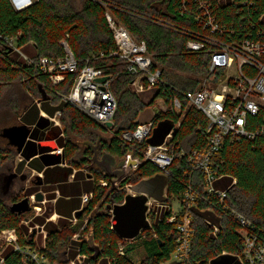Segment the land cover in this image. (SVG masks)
Returning a JSON list of instances; mask_svg holds the SVG:
<instances>
[{"label":"trees","instance_id":"16d2710c","mask_svg":"<svg viewBox=\"0 0 264 264\" xmlns=\"http://www.w3.org/2000/svg\"><path fill=\"white\" fill-rule=\"evenodd\" d=\"M205 1L211 3L215 17L221 24L236 25L242 21V18L257 20L261 15L264 22V0ZM181 2L182 0H35L28 8L17 11L9 0H0V35L18 37V45L26 53L39 59L63 56L64 50L60 41L68 34L67 41L75 56L78 59H85L92 53L108 52L116 48L112 30L105 16V13L109 12L138 41L143 40L147 43L148 53L153 58L152 69L160 67L167 83L183 90H194L207 75L209 53L207 49L186 50L185 43L188 35L185 30H195L197 25L193 22V11L181 12ZM189 3L193 5L191 0ZM92 64L104 69L106 73L119 72L120 74L111 86L118 101L113 129L121 133L125 129L135 128L139 113L150 102L146 104L143 98L130 88L132 77L124 74V63L114 58L94 60ZM65 74L66 79L54 88L47 74L43 73L38 66L25 63L21 55L16 51H10L4 40L0 38V81L7 80L15 89V97L11 101L13 109H18L21 113L25 106L31 103L30 101L40 100L42 108L51 115L61 110V119L66 121L64 133L66 132L67 137L63 150L69 166L50 168L56 175L48 174L46 179L48 181L54 178L67 179L73 169L84 167L92 174L95 182L93 199L83 207L78 215V223L70 225V233L64 235L61 232V227L68 222L62 216L57 223L46 221V217L54 211L53 208L46 212V216L38 215L34 218L33 223L45 225L48 232L46 247L43 251L45 256L52 262L64 261L65 253L68 251L66 249L72 244H79L82 245V251L88 254L89 264H109V261L112 264H165L176 244L174 224L161 222L155 223L153 228H147L146 197L143 194L132 196L123 187L129 183L138 193L146 192L160 200L171 202L173 196H179L189 178L194 181L197 190L203 191V174L193 171L186 158L175 161L170 169V175L162 174L156 165L143 160L142 164L133 170L136 178L130 175L133 169L131 168L130 172L113 187L110 179L92 163V149L83 144L79 138L69 134L74 130L79 131L81 135L88 136L83 140L87 139L95 143L101 132L105 134L107 132L104 127L81 113L73 105L63 101L54 91L55 89L67 93L72 87L76 73ZM44 93L48 97L46 100L43 98ZM160 93L161 90H159ZM57 99L59 102L54 103ZM183 108L185 110L183 117L171 112H162L159 109L155 120L157 125L161 126L153 138L137 146L144 148L149 142L160 143L163 139L157 136V132L166 133L172 129L175 130L173 142L178 140L187 152L205 146L206 117L194 107H187L185 102ZM28 112L29 114L21 119L25 120L32 113L34 119L38 118L40 109L36 102L28 109ZM66 119H69V122ZM254 119L258 124L263 122L264 109ZM28 120L30 119L27 118ZM180 121L181 124L177 126ZM111 137L110 143L103 142L102 150L123 158L129 152V146L122 143L116 136ZM80 143L85 147V151L80 147ZM12 152L15 157L13 148ZM213 167L215 172L222 176L217 181V186L227 187L234 179L237 180L231 185L228 193L229 206L244 214L253 224L263 227L264 138L225 143L214 156ZM185 172H188V176ZM102 180L108 181L109 185L102 186L100 184ZM37 188L30 187L27 193L32 194ZM113 203H116L115 213L111 218L108 208ZM59 205L66 206L67 213L62 212L61 208H56L58 211L65 216H72L75 204L71 200L62 199ZM76 206L80 207V201L76 203ZM209 206V203L202 199L192 208L195 228L192 262L215 264L223 258V264H240L231 255V253H241L243 250V238L238 232L239 223L228 213L222 215L220 222L219 217L207 210ZM23 215L17 216L10 212L0 198V232L3 229L15 228L20 245L34 246L35 238L30 240V228L19 223ZM88 218V224L81 233L86 235L90 228H93L96 242L102 248L97 259L92 258V251L89 250L85 241H71L72 236L79 231L85 219ZM206 219L221 223L222 227L218 234L213 233V228L209 226ZM121 237H135L137 242L140 241L146 250L145 261L136 262L131 256L136 247V241L126 246L125 255H119ZM223 251L228 254L222 255ZM3 253L4 262L0 264H25L21 253L14 250L12 246H6ZM68 254V258H71L75 255V251L70 249Z\"/></svg>","mask_w":264,"mask_h":264},{"label":"built area","instance_id":"2783aa9c","mask_svg":"<svg viewBox=\"0 0 264 264\" xmlns=\"http://www.w3.org/2000/svg\"><path fill=\"white\" fill-rule=\"evenodd\" d=\"M17 11L24 10L31 6L35 0H9ZM182 0L181 12L193 11V22L197 29H186L188 39L185 48L188 51H201L207 49L209 53V64L207 75L204 76L199 86L194 90H183L165 81L163 71L160 67L152 69L153 58L148 53V46L145 41H138L130 31L113 16L106 12L105 16L113 33L116 48L111 51H99L90 54L85 59H78L72 51L66 34L60 44L64 54L59 57H40L36 59L26 53L18 45V37H3L6 47L18 52L25 63L38 66L41 71L48 75L52 86L59 85L66 79L65 73H76L72 87L67 93L54 91L65 102L70 103L81 113L88 116L96 123L106 129L107 134L116 136L122 143L129 146V152L134 157H141L142 160L150 161L156 165L164 175H170V169L179 158H186L191 164L193 171L203 174V191L197 190L194 181L189 178L185 182L183 190L176 197V204L160 200L146 192L138 193L132 184H126L123 188L128 194L136 196L143 194L146 200L145 220L147 228H153L155 223L167 222L174 224L175 248L165 264H194L191 260L193 249V238L195 228L192 208L199 200L209 203L208 211L219 217L228 213L240 225L238 232L243 238V250L241 253H231L240 264H264V226L260 227L248 219L244 214L229 206L227 197L231 185L237 182L233 180L227 187H219L217 181L222 178L213 167L214 156L223 148L225 143H236L242 139L254 140L258 137L264 138V121L257 123L254 119L264 109V22L263 15L257 20L242 18L239 24L227 26L217 21L211 3L205 0ZM120 59L124 65V74L132 77L130 88L137 94L155 90L161 93L163 99L162 112H171L180 116L185 115L183 104L194 107L207 119L205 129V146L187 152L178 140L173 142L175 130H170L161 143L149 142L144 148L137 144H143L154 137L157 122L155 116L147 120H136L137 125L133 129H125L117 133L113 127H107L106 122L112 120L118 108L117 96L112 90L113 81L120 75L117 73H106L104 69L92 64L94 60ZM109 77L101 82L100 76ZM55 116L49 118L60 125ZM159 113V112H158ZM181 124L178 122L177 126ZM59 149L58 151H61ZM137 168V167H135ZM188 176V172H185ZM102 186H108V181L102 180ZM118 184V183H117ZM93 192H86L82 195V204L85 206L92 201ZM43 201L35 200L31 195L32 210L37 214L42 211ZM39 204V205H38ZM113 203L109 208L111 218L114 217ZM83 209V208H82ZM218 213H217V211ZM221 210V211H219ZM52 219V215L46 218ZM85 219L81 230L88 224ZM209 226L213 228L216 235L221 229V223L212 219H206ZM70 222L76 225L78 216L76 213L70 218ZM45 225L40 226L44 232V244L20 245L18 233L15 228L3 229L0 232L5 240L6 246H12L14 250L21 253L25 264H89L88 254L82 251V245L72 244L65 253L64 261H52L45 256L47 231ZM113 229V225L111 226ZM75 234V241L83 242L85 234ZM73 237L71 238L72 241ZM74 241V240H73ZM136 241L135 237H121L119 241V255H125L126 246ZM36 243V240H35ZM75 251V255L68 258L69 250ZM228 254L223 251L222 255ZM197 261L196 264H199ZM109 264H112L109 261Z\"/></svg>","mask_w":264,"mask_h":264},{"label":"crops","instance_id":"0c3cea01","mask_svg":"<svg viewBox=\"0 0 264 264\" xmlns=\"http://www.w3.org/2000/svg\"><path fill=\"white\" fill-rule=\"evenodd\" d=\"M35 102L40 109V115L38 116V118L34 119V114L32 113L31 116L26 117L25 120L21 119V121L33 125V129L22 153L17 156L21 157V165L27 166V169L25 168L24 170H29L35 178L36 176H38L41 179V188H37V190L32 194H35L39 190H41L44 194L46 211L42 214V216H46V212L49 209L53 208L54 211L51 213L52 219L49 221H55L54 219L57 216L59 217V219L62 216L65 220L70 221V218L73 217L76 211L84 207L82 204V195L86 192H93L95 184L94 178L92 174L85 168H75L67 179L54 178L49 181L48 179H46V175L48 174H50L51 176L56 175V173L53 174L51 172L50 168L54 166L67 168L69 166L63 150L65 147L64 127L61 126V124H54L51 126L49 117L53 115L49 114L46 109L42 108V102L40 100H32L29 105H26V108H24L20 118L29 114V112L27 113V111ZM27 118H29L30 120L27 121ZM61 136L64 138L63 147L58 145ZM59 149L62 150L58 151ZM134 169L136 168L134 167L132 170ZM35 187L39 186L37 185ZM62 199L71 200L75 204L72 216H65V214L56 209L61 208L62 212L67 213V208H65L66 206L62 207V205H59V201ZM79 201L80 207L77 208L76 203H78ZM171 202L172 204H176V197H172Z\"/></svg>","mask_w":264,"mask_h":264},{"label":"water","instance_id":"95a60500","mask_svg":"<svg viewBox=\"0 0 264 264\" xmlns=\"http://www.w3.org/2000/svg\"><path fill=\"white\" fill-rule=\"evenodd\" d=\"M12 51V49H10ZM109 75L100 76L97 78L98 81H105ZM43 98L47 99V95L44 93ZM26 108V106H25ZM155 113L159 112V108H154ZM23 113V111H22ZM21 113V115H22ZM107 127H113L114 122L112 120L107 121ZM33 129V125L28 124L24 121L21 123H16L3 127L0 130V136L8 140V145L13 147L15 156L22 153ZM168 132L164 133L162 131L157 132V136L164 139ZM112 137L107 136L105 133H100L98 140L94 143L90 140H82L81 142L87 147L91 148L93 151L92 163L96 165L111 181L113 187L116 186L117 181L125 177L131 170V168L137 167L142 164L143 160L139 157H134L133 152H128L123 158L113 155L107 150H102L103 142H111ZM163 141V140H162ZM161 141V142H162ZM160 142V143H161ZM58 145L63 147L64 138L61 136ZM16 157L13 158L11 165H8L6 169L0 171V198L4 201L6 208L17 216L31 211L32 206L30 204V198L25 196L19 200L13 201V198H16L21 191L26 189V183L29 180V173L27 170H24L22 173H19L15 170ZM22 182L21 188H16L17 180ZM39 179V180H38ZM41 179L36 176L34 181L32 180L33 185H40ZM44 194L42 191H37L35 193V199L37 201L44 200ZM10 200V202L6 200ZM82 212V209L76 212L78 216ZM36 228L30 234V240H33ZM90 251H92V258L97 259L102 251V248L99 243L96 242L95 234L93 228H90L89 232L85 235L84 239ZM1 261V257H0Z\"/></svg>","mask_w":264,"mask_h":264},{"label":"rangeland","instance_id":"374dc122","mask_svg":"<svg viewBox=\"0 0 264 264\" xmlns=\"http://www.w3.org/2000/svg\"><path fill=\"white\" fill-rule=\"evenodd\" d=\"M15 89L13 87L10 86V83H8L7 80H1L0 81V130L8 125H12V124H16V123H21V113L18 111V109H13L12 107V103L11 101H13L15 94H14ZM143 100L148 104V106L143 109L139 115H138V120L140 121H144L147 120L149 117H152L155 115V107H160L163 110V99L160 96H157L155 94V90H150L147 92H143L141 94H139ZM31 102V101H30ZM59 102V99L55 100L54 103ZM12 107V108H11ZM55 116V115H53ZM52 116V117H53ZM62 117V112L60 114H57V120L61 122V126H65L66 121H62L61 119ZM50 120V124L51 126L55 124V121L52 119ZM67 120V119H66ZM67 122H69V119L67 120ZM160 124V123H159ZM159 126L161 125H157L155 132L158 130ZM70 135H72V137L74 138H79L80 140H83L84 138H87L88 136H83L81 135V132L74 130L73 132L69 133ZM107 136H110L109 134H106ZM65 137H67V134L65 132ZM66 139V138H65ZM80 146L84 147L81 143ZM7 150H9V152H7ZM16 157V165H19V169H27V166H23L21 165V157L20 156H15ZM14 158V153L12 152V148L11 146L8 145L7 143V139H4L3 137H0V171L3 169L7 168V165H11L12 163V159ZM79 158V157H78ZM7 164V165H6ZM17 167V166H16ZM23 167V168H22ZM84 168V167H83ZM135 170V169H134ZM132 173L130 175H132L134 178H136V173L133 172V170L131 171ZM38 188H41V185H38ZM28 187H30V185L28 184ZM45 190V189H43ZM41 191V190H40ZM27 196L24 191H22L18 197L16 199H21L23 197ZM8 202H10V200H6ZM48 204V203H46ZM39 205V204H38ZM42 206V211L37 214V212L35 210L29 211L24 213V215L22 216V218L20 219V224H24L26 226H28L30 228L29 232L31 233L34 228H36V232L34 234V240H36L35 244H44V232L40 231V226L42 224L40 223H33L34 222V218L38 215H42L45 211H46V206L45 204H41ZM48 210V209H47ZM50 216V215H49ZM59 217H55V221H53L54 223H56L58 221ZM78 223V222H77ZM34 224V225H33ZM73 226V223L70 222L68 220V222L66 223L65 226L61 227V232L64 233V235L68 234L71 232V226ZM44 231H47L46 228L43 229ZM81 230V227L79 229V231ZM79 233L78 231L75 233L77 234ZM73 235V239L75 241V236L77 235ZM78 237V236H77ZM6 247V243L5 240L3 239V237H1L0 235V257H1V261L0 263L4 262V253L3 250ZM68 250V248L66 249ZM132 258L138 262L140 260L145 261V257H146V250L144 248V246L140 243V241H136V248L133 251V253L131 254ZM223 258H221V260L219 262H216L215 264H223ZM54 263V262H51ZM225 263V262H224Z\"/></svg>","mask_w":264,"mask_h":264},{"label":"flooded vegetation","instance_id":"af4514ba","mask_svg":"<svg viewBox=\"0 0 264 264\" xmlns=\"http://www.w3.org/2000/svg\"><path fill=\"white\" fill-rule=\"evenodd\" d=\"M64 135H65V133H64ZM1 137V136H0ZM66 138V137H65ZM4 139H6V138H4ZM7 143H8V140H7ZM65 144H66V139H65ZM81 148H83L84 149V151H85V147H82V146H80ZM11 148H13V147H11ZM13 160V159H12ZM11 160V161H12ZM7 165V164H6ZM8 166V165H7ZM17 166V167H16ZM19 169V165L17 164V165H15V170L17 171V172H19V173H22L23 172V170L24 169H20V170H18ZM28 173H29V180L27 181V183H26V189L25 190H23L24 191V193L30 198V204H31V195L32 194H28L27 193V190H28V188H30V187H32V186H36V185H33L32 184V180L34 181V179H35V177L31 174V172L28 170ZM28 184L30 185V187H28ZM21 185H22V182L18 179L17 180V182H16V188L17 189H19V188H21ZM22 192V191H21ZM20 194V193H19ZM34 196H35V194H34ZM18 197V196H17ZM16 197V198H17ZM13 201H16V200H19V199H15V198H13L12 199ZM36 200V199H35Z\"/></svg>","mask_w":264,"mask_h":264}]
</instances>
